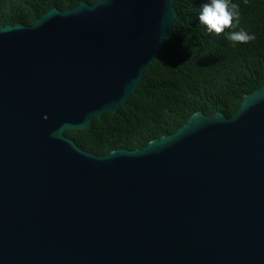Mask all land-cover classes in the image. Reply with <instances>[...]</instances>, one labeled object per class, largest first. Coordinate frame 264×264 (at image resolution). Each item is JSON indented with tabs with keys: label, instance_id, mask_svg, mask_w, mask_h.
<instances>
[{
	"label": "water",
	"instance_id": "95a60500",
	"mask_svg": "<svg viewBox=\"0 0 264 264\" xmlns=\"http://www.w3.org/2000/svg\"><path fill=\"white\" fill-rule=\"evenodd\" d=\"M174 2L0 27V264H264V85L139 149L95 156L65 136L136 93Z\"/></svg>",
	"mask_w": 264,
	"mask_h": 264
},
{
	"label": "trees",
	"instance_id": "16d2710c",
	"mask_svg": "<svg viewBox=\"0 0 264 264\" xmlns=\"http://www.w3.org/2000/svg\"><path fill=\"white\" fill-rule=\"evenodd\" d=\"M100 0H0V27L31 26L49 10ZM207 0H175L177 18L165 39V54L144 73L136 93L116 115L104 114L89 130L65 133L82 151L105 156L135 150L173 134L195 113L231 118L243 96L264 85V0H232L239 5L236 29L209 32L198 19ZM255 34L248 43L226 38L231 30Z\"/></svg>",
	"mask_w": 264,
	"mask_h": 264
},
{
	"label": "clouds",
	"instance_id": "9594fccd",
	"mask_svg": "<svg viewBox=\"0 0 264 264\" xmlns=\"http://www.w3.org/2000/svg\"><path fill=\"white\" fill-rule=\"evenodd\" d=\"M240 15L239 5L232 0H207L201 5L198 19L207 26L209 32L221 33L226 28L236 29ZM225 35L235 43H248L256 38L255 34L243 28L231 30Z\"/></svg>",
	"mask_w": 264,
	"mask_h": 264
}]
</instances>
